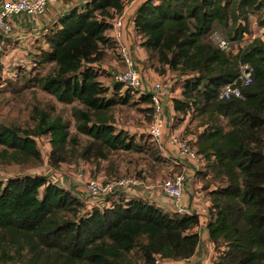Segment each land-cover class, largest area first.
<instances>
[{"label":"trees","instance_id":"trees-1","mask_svg":"<svg viewBox=\"0 0 264 264\" xmlns=\"http://www.w3.org/2000/svg\"><path fill=\"white\" fill-rule=\"evenodd\" d=\"M124 2L88 0L72 8L42 30L26 55L29 66H17L13 76L1 74L0 62L3 90L22 94L35 86L61 103H76L74 127L88 138L78 150L69 121L35 106L32 127L0 121L1 165H40L36 137L46 136L54 169L70 158L98 163L125 151L149 152L156 164L169 161L174 167L166 176L180 171L182 161L171 163L148 134L137 138L115 124L120 105L135 106L150 119L152 114L148 94L114 82L98 66L115 45L105 33ZM251 16L264 28V0H145L132 17L138 43L158 72L170 69L183 77L179 96L170 94L168 105L175 125L187 120L185 133L192 129L189 143L202 160L194 172L208 197L205 228L218 252L213 264H264V40L244 42ZM215 29L235 51L207 40ZM245 63L252 80L241 87L243 97L219 99L224 85L240 86ZM114 168L111 162L109 171ZM145 170L135 177L154 176ZM127 192L116 191L105 199L108 206L86 211L82 195L53 183L47 173L0 179V264H153L156 257L177 261L195 254L201 244L198 214L168 212L127 198Z\"/></svg>","mask_w":264,"mask_h":264},{"label":"built area","instance_id":"built-area-1","mask_svg":"<svg viewBox=\"0 0 264 264\" xmlns=\"http://www.w3.org/2000/svg\"><path fill=\"white\" fill-rule=\"evenodd\" d=\"M55 0H0V32L8 34L12 31L11 18L18 14H26L28 16L39 15L45 12L48 4ZM125 12H121L118 16L111 20V35L109 36L115 45L106 48V51L112 53L116 60V64L109 69L112 80L123 84L126 88L137 90L139 93H146L150 97L152 106V114L150 122L146 127V134L150 139L158 145L162 154L171 160L173 164H181L183 158L190 161L191 164L197 166L202 160L197 155L196 150L190 142V138L179 134L170 133L164 136L163 129L165 126V106L168 105L170 98L171 82L167 77L148 82L145 77L136 68L132 54L127 46L122 42V28L124 26ZM245 34L243 39L245 40ZM255 37V36H254ZM207 39L208 41L219 47L225 52L235 51L233 44L218 30L211 31ZM97 66V65H96ZM101 69L102 66L98 65ZM252 80V68L249 64L240 65L239 84L229 83L224 85L219 93V99H227L232 96L242 98L241 87L249 85ZM44 136L36 137V141L42 140ZM49 144V143H48ZM168 144V145H167ZM169 146V147H167ZM174 150V152L172 151ZM49 174V179L52 177L53 183L59 181V177L55 174ZM188 175V166L183 163L180 171L174 175H167L161 181L162 193L170 198L173 203V210L178 214H191L192 212L184 204L183 196L185 193L186 177ZM51 176V177H50ZM77 179L84 184V196L82 199L86 204V211H90L95 204L90 205V201L96 202V206H108L105 199L116 191H128L133 187L141 185V181L136 177H114L105 179L91 173H86L84 170L77 172ZM86 196V197H85ZM164 260L156 257L153 264H163Z\"/></svg>","mask_w":264,"mask_h":264},{"label":"rangeland","instance_id":"rangeland-1","mask_svg":"<svg viewBox=\"0 0 264 264\" xmlns=\"http://www.w3.org/2000/svg\"><path fill=\"white\" fill-rule=\"evenodd\" d=\"M218 30V29H215ZM223 34L222 31L218 30ZM224 35V34H223ZM247 41L252 35L255 37L264 36V28L259 27L255 23V16H251L250 31L246 33ZM209 40V39H207ZM9 46H3L0 50L1 61L3 62L4 71L3 76H13L16 73V67L19 65H26L27 60H22V58H16V55L12 57H7ZM2 52H4L2 54ZM7 53V54H6ZM20 55V54H19ZM15 57V59H14ZM139 59H134L137 67L142 68L143 72H146L145 77L148 82L157 76H166L171 82L170 94L172 97L179 96L180 85L182 83L183 77L178 76V74L170 69H166L164 74H160L156 69V63L150 60L144 59L142 56H137ZM110 59H116L114 55L110 56ZM106 59L105 64L111 65L115 61ZM143 66L147 67L144 68ZM104 67V66H103ZM48 66L44 67L41 70V75L48 70ZM148 69L151 70V74L148 73ZM152 75V76H151ZM103 79V77H101ZM111 79H103L105 83H108ZM112 85V84H111ZM4 85H0V121L6 124L18 125L22 128L32 127L34 125V120L32 119V110L35 106L44 108L50 115H59L64 120L69 121L70 123V132L77 136L79 140L78 150L82 148L85 144L86 139L85 135L80 134L76 131L74 127V117L72 116V108L76 103L64 104L57 101L52 95L40 90L39 88L33 86L30 89H27L24 93L13 94L9 89L3 90ZM126 88L122 87L124 91ZM115 124L118 128H123L135 135L137 138L140 135H146V127L150 121V114H144L139 112L135 106L129 105H120L116 107L115 114ZM195 123L192 124V128ZM189 132L192 133V129H189ZM48 138L45 136L42 140L39 141V148L41 150V159L42 162L38 166L34 167H23L15 164L1 165L0 164V179L5 181L8 178L15 176H22L24 174H46V173H57L60 175H74L76 176L77 172L80 170H86L91 174L107 177H135L139 176L138 172L146 169L151 170L149 173L157 175L158 171L167 170L170 166L169 161H164L163 164H156L152 162L149 152L144 153H134V152H125V151H114L110 153L108 159L99 160L98 163L93 161L95 160H86L83 158H70L68 161L61 163L57 168H51L48 163L49 157V147ZM115 166L114 170L109 171V166ZM201 164V163H200ZM202 165V164H201ZM190 170L193 171L194 167L187 165ZM97 168L99 170L97 171ZM145 170V171H146ZM113 171H116V174H113ZM165 177L166 174H165Z\"/></svg>","mask_w":264,"mask_h":264},{"label":"crops","instance_id":"crops-1","mask_svg":"<svg viewBox=\"0 0 264 264\" xmlns=\"http://www.w3.org/2000/svg\"><path fill=\"white\" fill-rule=\"evenodd\" d=\"M88 0H55L53 3L48 4L44 13L39 15L28 16L26 14H18L12 16L11 24L12 31L8 34H2L0 32V50L3 46H9L7 57H12L16 55V58H22V60H28L26 57L29 54L32 46L36 42V38L45 28H48L53 24L60 16L64 15L72 8H81ZM145 0H125L122 11L125 12L124 26L122 28V42L127 46L128 50L133 56V59H139L137 56H142L144 59L148 60V55L146 51L139 45L137 40V35L132 25L133 14L140 3ZM251 23V18H250ZM108 37L112 34L111 30L108 29L105 33ZM247 39V35L244 37ZM254 35L250 37L247 41L249 42ZM264 40V36L260 37ZM4 52H2L3 54ZM107 56L100 65L102 68H105L109 72V69L116 64V59H110V56L113 55L109 51H106ZM20 54V55H19ZM115 61L111 65H106V59ZM15 59V57H14ZM2 64V73L4 71V64ZM104 66V67H103ZM136 66V63H135ZM144 68H147L143 66ZM138 70L142 68L137 67ZM1 73V74H2ZM146 74V72H144ZM148 73L151 74V70L148 69ZM152 76V75H151ZM161 77L166 76H157L150 81L160 79ZM104 79V78H103ZM105 82V81H104ZM171 106H165V126L163 129L164 136L166 137L170 133L179 134L182 136L189 137L192 139L191 133H185V127L187 125V120L183 121L180 125H175L173 119L171 118ZM194 138V137H193ZM168 145V144H167ZM169 147V146H167ZM170 148V147H169ZM174 152V150H172ZM186 158L182 159V163H186L189 166H194ZM201 165V164H200ZM174 166H169V169H173ZM199 167V165H197ZM86 171V170H85ZM86 173H89L88 171ZM48 174V173H47ZM58 176L59 181L56 182L59 186L73 190L77 192L80 196H84V184L81 180L77 179L74 175H60L53 173ZM51 174V175H53ZM165 170L158 171L157 175L149 176L145 175L143 178H139L141 185L133 187L127 192V198L129 197H140L144 200H147L150 203L157 205L158 207L163 208L168 212L173 211V203L170 198L165 196L161 190V181L165 178ZM189 178L185 185V193L183 196L184 204L189 208L192 213L199 215V225L195 228L200 236L201 244L198 246L197 251L188 259L184 260H164L163 264H213L215 258L218 255L217 250L214 247V244L209 240L205 224L208 218V197L204 190H202V181L197 176V174L188 168ZM51 177V176H50ZM103 177V176H102ZM52 180V177L51 179ZM86 197V196H85ZM97 204L96 202L90 201V205Z\"/></svg>","mask_w":264,"mask_h":264}]
</instances>
